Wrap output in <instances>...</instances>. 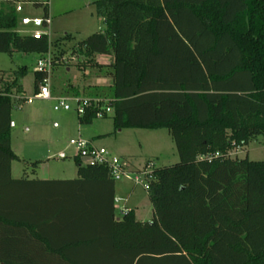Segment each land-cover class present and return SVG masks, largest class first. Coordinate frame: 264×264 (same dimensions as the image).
Here are the masks:
<instances>
[{
  "label": "trees",
  "instance_id": "trees-1",
  "mask_svg": "<svg viewBox=\"0 0 264 264\" xmlns=\"http://www.w3.org/2000/svg\"><path fill=\"white\" fill-rule=\"evenodd\" d=\"M97 7L108 11L104 31L72 53L79 70L111 85L75 95L112 108L115 131L167 130L179 162L154 170L146 223L134 210L120 216L108 170L78 157L77 179H14L13 89L23 95L28 74L21 68L0 90V264H264V162L228 157L264 137V0ZM18 24L14 7L0 10V54L50 53L49 36L21 35ZM47 78L34 72L35 94ZM99 110L87 108L79 124L91 125ZM215 153L223 157L201 159Z\"/></svg>",
  "mask_w": 264,
  "mask_h": 264
},
{
  "label": "rangeland",
  "instance_id": "rangeland-1",
  "mask_svg": "<svg viewBox=\"0 0 264 264\" xmlns=\"http://www.w3.org/2000/svg\"><path fill=\"white\" fill-rule=\"evenodd\" d=\"M100 1L102 0L49 2L48 15L52 23L46 32L52 45L50 56H60L59 64L49 79L51 99H34V72L40 59L38 55L0 54V90L13 83L15 74L21 68L28 70V74L19 82L24 94H16L17 88L13 89L11 147L20 158L12 163V177L15 179H77V153L70 145L71 141L77 139L90 141L98 148H105L113 156L122 157L135 166L143 165L148 160H154L158 167H168L179 162L176 146L167 130L126 129L116 132L113 113L105 118H97L91 125L79 124L77 100L88 98L75 94L90 81L84 80L88 74L75 66L77 57L72 52L77 49L79 42L104 31L103 19L108 11H99L97 3ZM0 4L7 10L16 6L17 0H0ZM23 7V12L18 14L19 20L24 17H45L43 8H31L27 4ZM15 30L21 35L33 32L31 28L21 24ZM99 61L102 62L100 59ZM30 98L31 102L28 103ZM60 100L69 104L71 110L56 111L55 107ZM231 157L264 162V137L253 139L241 150H231ZM115 192L118 199L127 200L126 207L136 211L138 220L149 222L153 219V207L143 188L122 180L116 182Z\"/></svg>",
  "mask_w": 264,
  "mask_h": 264
},
{
  "label": "built area",
  "instance_id": "built-area-1",
  "mask_svg": "<svg viewBox=\"0 0 264 264\" xmlns=\"http://www.w3.org/2000/svg\"><path fill=\"white\" fill-rule=\"evenodd\" d=\"M50 0H17L16 6H13L16 10V13H22L24 10L23 5L27 4L31 8H35L36 4L48 7ZM3 6L0 4V10ZM50 17L43 18H31L24 17L20 20V24L23 27H29L33 30L30 35L39 39L42 36H49L46 30L51 26ZM46 56V55H45ZM36 71L46 73L48 78L41 84L40 90L37 94H34V99L48 100L52 98L51 87H50V75L53 71V60L50 53L46 57H42L38 60L36 64ZM31 102V98L28 100V103ZM78 116H83L86 112V109L89 107L99 108L97 112V118H104L108 114L113 113L112 108L110 107H100L101 100L99 99H78ZM64 110L70 111L71 107L69 104H65L64 100H60L59 105L55 107V110ZM70 145L74 147L80 163L84 166L92 167H104L108 170L109 177L114 182H120L122 180H128L137 187L143 188L145 191H148L150 188V183L153 180L154 170L158 167L154 160H148L143 165H132L126 159L122 157L113 156L105 148H98L92 142L77 139L70 142ZM222 154L215 153L214 155L204 156L201 159L206 161H212L214 159L222 158ZM228 157H231V153L228 154ZM115 204L120 216L126 214L129 211L126 207V201L122 199H115Z\"/></svg>",
  "mask_w": 264,
  "mask_h": 264
},
{
  "label": "crops",
  "instance_id": "crops-1",
  "mask_svg": "<svg viewBox=\"0 0 264 264\" xmlns=\"http://www.w3.org/2000/svg\"><path fill=\"white\" fill-rule=\"evenodd\" d=\"M104 20V19H103ZM100 60H102V63H108V62H110V58H99ZM104 61V62H103ZM88 75L86 76V80H87V82H88V80L90 81L89 83H88V85H91V86H98V87H108L109 85H111V79H109V78H102V77H92L91 76V74H90V71H85ZM87 85V86H88ZM126 130V129H125ZM121 131H123V130H121ZM121 131H116V132H121ZM146 131H151V130H146ZM158 131V130H157ZM241 150V149H240ZM62 156H64L63 154H62ZM22 177H18V178H16V179H21ZM15 179V178H14ZM43 180H45V179H43ZM117 198V197H116ZM122 200H125L126 201V205H127V200L126 199H122ZM128 209V208H127ZM129 211H130V209H128ZM131 210H133V209H131ZM135 214H136V211H135ZM136 218H137V216H136ZM138 220V219H137ZM138 221H140V220H138ZM140 222H142V223H146V222H143V221H140Z\"/></svg>",
  "mask_w": 264,
  "mask_h": 264
}]
</instances>
